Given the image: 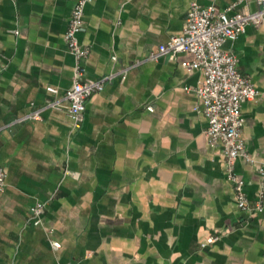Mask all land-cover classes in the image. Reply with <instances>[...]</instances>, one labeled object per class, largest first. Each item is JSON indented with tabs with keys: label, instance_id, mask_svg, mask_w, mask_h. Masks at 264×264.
<instances>
[{
	"label": "crops",
	"instance_id": "obj_1",
	"mask_svg": "<svg viewBox=\"0 0 264 264\" xmlns=\"http://www.w3.org/2000/svg\"><path fill=\"white\" fill-rule=\"evenodd\" d=\"M234 1L90 0L79 34L90 49L85 78L119 71L181 35L193 2L224 9ZM75 4L0 0V264H264V210L238 206L223 143L209 141L197 110L203 74L182 66L191 54L119 76L88 99L79 128L66 101L10 124L72 86L75 59L64 37ZM223 49L259 91L242 107L251 161L234 164L254 201L264 162V25ZM38 202L46 210L36 224L30 209ZM210 236L219 238L203 246Z\"/></svg>",
	"mask_w": 264,
	"mask_h": 264
},
{
	"label": "built area",
	"instance_id": "obj_2",
	"mask_svg": "<svg viewBox=\"0 0 264 264\" xmlns=\"http://www.w3.org/2000/svg\"><path fill=\"white\" fill-rule=\"evenodd\" d=\"M247 1L249 0H235L224 9H219L214 4L203 6L193 2L181 35L172 37L168 42L153 49L147 57L136 60L119 71H111L98 80H87L85 64L90 49L81 43L79 34L84 27L85 8L90 0H76L64 37L75 59L72 86L66 91L64 98L50 99L44 107L18 117L10 124L40 119L43 110L62 109L63 101H66L67 113L74 126L79 128L84 121L88 99L95 93L103 91L106 85L111 84L116 78L120 76L125 79L130 69L146 62L158 61L162 57L174 59L181 53H189L193 59L183 61L182 66L189 72L201 71L203 74L202 83L195 89L201 100L197 110L202 112L208 120L206 134L209 141L212 144L218 141L223 143L227 178L234 186L238 206L242 210L263 211L264 162L259 166L261 181L254 201L248 199L245 193V182L234 171L236 159L242 157L251 161L243 138L242 107L246 101L255 99L259 91L253 81L240 72L238 57L223 49L227 40L237 39L248 26L264 25V0H255L257 5L252 11L237 9L240 4ZM112 58L116 60V56ZM47 89L52 93L57 92L54 87ZM5 127L0 125V131ZM5 186L6 173L4 167L0 165V191L4 190ZM45 210L44 202H38L31 207V217L36 224L42 222ZM218 238V236H210L202 245L214 243ZM53 246L58 248L60 243L53 242Z\"/></svg>",
	"mask_w": 264,
	"mask_h": 264
}]
</instances>
